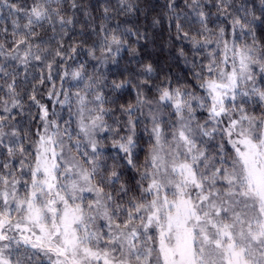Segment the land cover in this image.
Returning a JSON list of instances; mask_svg holds the SVG:
<instances>
[{"label": "snow or ice", "instance_id": "obj_1", "mask_svg": "<svg viewBox=\"0 0 264 264\" xmlns=\"http://www.w3.org/2000/svg\"><path fill=\"white\" fill-rule=\"evenodd\" d=\"M0 264H264V0H0Z\"/></svg>", "mask_w": 264, "mask_h": 264}]
</instances>
